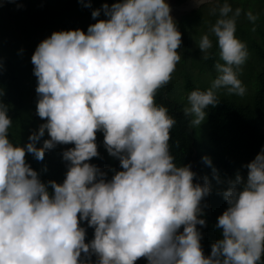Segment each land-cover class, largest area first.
<instances>
[{
  "label": "clouds",
  "instance_id": "9594fccd",
  "mask_svg": "<svg viewBox=\"0 0 264 264\" xmlns=\"http://www.w3.org/2000/svg\"><path fill=\"white\" fill-rule=\"evenodd\" d=\"M232 11L224 3L211 28L223 63L216 62L210 88L188 94L191 125L219 103L216 89L245 93L237 71L248 50L235 36L241 10ZM170 13L167 0H116L91 11L96 22L86 31H53L38 43L31 63L44 122L23 146L10 141L12 120L0 102V264H135L141 257L147 264H264V146L242 165L246 176L237 171L224 181L227 207L215 224L221 238L208 255L201 247L197 226H206L202 202L211 185L207 175L194 182L191 165L175 162L169 141L176 120L155 102L181 59ZM212 46L202 35L201 52ZM45 132L49 138L37 147ZM97 132L119 160L111 178L89 162L99 156ZM57 144L73 145L62 151L65 178L42 181L26 153L40 161ZM85 221L94 229L88 242Z\"/></svg>",
  "mask_w": 264,
  "mask_h": 264
},
{
  "label": "trees",
  "instance_id": "16d2710c",
  "mask_svg": "<svg viewBox=\"0 0 264 264\" xmlns=\"http://www.w3.org/2000/svg\"><path fill=\"white\" fill-rule=\"evenodd\" d=\"M176 1L180 3L184 0ZM90 2L91 7L84 6L88 0H3L0 3V102L8 106L7 115L12 120L9 139L14 144H26L30 133L44 122L36 114L37 81L31 63L36 46L53 31L76 28L86 31L88 25L96 22L91 17V11L103 3L111 5L116 0ZM224 3H228L233 10L229 16L237 8L241 10L235 18V36L247 46L248 57L243 72L246 70L249 74L247 78L253 88L252 102L237 101L235 95L228 93L224 87L215 91L219 103L205 110L208 138L202 142L190 124L191 116L184 114L182 102L174 97V86L188 96L195 89L206 91V79L210 78L209 75H218L215 64L220 59V50L211 28L220 18L219 9ZM249 11L256 16L254 21L248 19L246 13ZM103 18L101 13L96 19ZM175 22L181 32L182 42L178 47L181 59L168 84L157 90L155 102L165 106L176 120L170 130L169 141L175 162L191 165L197 173L194 182L203 183L200 178L208 176L211 192L202 202L207 205L204 208L206 226H197L202 232L201 247L208 255L211 244L221 238V229L215 224L227 207L221 194L227 186L224 181L234 177L237 171L246 176L247 169L242 165L254 159L264 146V0H216L213 8L203 5L183 14ZM204 34L209 35L213 46L202 53L198 44ZM47 138L45 132L37 147L42 146L43 139ZM97 145L99 156L89 162L107 172V178H111L113 172L110 169L120 170L119 160L110 156L103 147L102 132H97ZM64 146L69 148L73 145L57 144L55 148L46 150L40 161L26 153V162L38 172L42 181L63 182L67 171L66 162L62 159ZM204 156L211 159V166L203 161ZM213 167L220 177L219 183L213 176ZM82 226L86 228L85 239L88 242L93 238L94 229L88 227L86 221ZM92 259L96 258L93 256ZM135 264H147V261L141 257Z\"/></svg>",
  "mask_w": 264,
  "mask_h": 264
},
{
  "label": "rangeland",
  "instance_id": "374dc122",
  "mask_svg": "<svg viewBox=\"0 0 264 264\" xmlns=\"http://www.w3.org/2000/svg\"><path fill=\"white\" fill-rule=\"evenodd\" d=\"M2 1L3 0H0V3H2ZM167 2L170 5V9H171L170 14L174 18V20H177L183 14H185V13H187L193 9H196L198 7H201L203 5H206L209 8H213L215 6L216 0H205L204 3H200V4H198L196 2V0H184L180 3H177L176 0H167ZM178 53L181 57V51L179 48H178ZM218 61L223 63L221 59H219ZM244 67H245V64L240 66L239 70L237 71V76L241 80L242 85L245 88V93H244V95H237V94H234V95H235L237 101H240L243 103H249V102H252L253 88H252V86H250L249 81H248L249 79L247 78L249 75L248 72H246V70L243 72ZM241 74H242V76H241ZM215 75L216 76L209 75L210 78L206 79L207 80L206 83H207L208 88L211 87L213 80L217 77L216 73H215ZM203 79H205V78H203ZM203 82H204V80H203ZM174 87H176L174 97L177 98L180 102H182L184 108L188 107L189 105H188L186 94L182 93L176 85ZM219 90H221V89H216L215 91H219ZM191 119H192V117H191ZM193 127L195 129L196 136L198 137V139L201 140L202 142L206 141L208 138V130H207V125H206L205 120L199 126L193 125Z\"/></svg>",
  "mask_w": 264,
  "mask_h": 264
}]
</instances>
